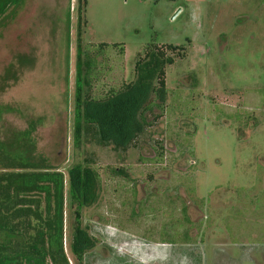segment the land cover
I'll use <instances>...</instances> for the list:
<instances>
[{
	"label": "rangeland",
	"instance_id": "374dc122",
	"mask_svg": "<svg viewBox=\"0 0 264 264\" xmlns=\"http://www.w3.org/2000/svg\"><path fill=\"white\" fill-rule=\"evenodd\" d=\"M1 8L0 139L30 131L36 154L62 172L70 264H264V0H87L82 52L100 69L84 86L92 97L134 81L149 45L185 48L167 51L165 110L147 114L126 151L90 136L74 144L79 0ZM79 163L99 174L82 209L95 238L83 261L69 191Z\"/></svg>",
	"mask_w": 264,
	"mask_h": 264
},
{
	"label": "trees",
	"instance_id": "16d2710c",
	"mask_svg": "<svg viewBox=\"0 0 264 264\" xmlns=\"http://www.w3.org/2000/svg\"><path fill=\"white\" fill-rule=\"evenodd\" d=\"M86 6L87 0H79L74 144L79 147L90 136L100 146L126 151L150 124L147 114L158 120L165 110L166 66L174 62L167 51L185 55V48L149 45L135 64L134 81L104 97H92L84 86L90 88L93 72L100 69L97 55L82 52ZM4 12L1 8L0 17ZM35 148L28 130L0 139V264H70L63 243L64 176ZM69 191L76 206L72 251L83 261L95 238L81 226L82 209L97 199L98 172L89 164L74 165L69 170Z\"/></svg>",
	"mask_w": 264,
	"mask_h": 264
},
{
	"label": "crops",
	"instance_id": "0c3cea01",
	"mask_svg": "<svg viewBox=\"0 0 264 264\" xmlns=\"http://www.w3.org/2000/svg\"><path fill=\"white\" fill-rule=\"evenodd\" d=\"M230 243V245H228V247H230V246H232V243L231 242H229ZM218 247V246H217ZM219 251H217V248L215 247V249H213L212 250V252H210L212 255H214V254H219V257H221L222 258V256H224L225 255V257H227V258H230V259H228V261L229 260H231L232 258H236V256H238V249L237 248H222V247H219ZM224 250L223 252H221V250ZM255 249H253V252H255L254 254H253V258H255V259H257V258H259L260 257V254L259 253H256V251H254ZM262 258V257H261ZM252 260V259H251ZM253 261V260H252Z\"/></svg>",
	"mask_w": 264,
	"mask_h": 264
}]
</instances>
